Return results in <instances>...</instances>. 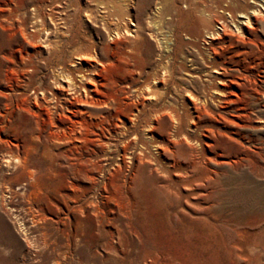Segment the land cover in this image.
<instances>
[{
	"label": "rangeland",
	"instance_id": "374dc122",
	"mask_svg": "<svg viewBox=\"0 0 264 264\" xmlns=\"http://www.w3.org/2000/svg\"><path fill=\"white\" fill-rule=\"evenodd\" d=\"M36 1L0 23L1 75L22 87L0 96V264H264V11L240 32L227 12L248 0ZM83 75L105 106L79 125ZM27 171L23 196L4 191Z\"/></svg>",
	"mask_w": 264,
	"mask_h": 264
},
{
	"label": "bare ground",
	"instance_id": "6f19581e",
	"mask_svg": "<svg viewBox=\"0 0 264 264\" xmlns=\"http://www.w3.org/2000/svg\"><path fill=\"white\" fill-rule=\"evenodd\" d=\"M2 0H0V23L3 22L4 24L6 23H10L11 25H15L18 24L17 21H15V17L13 14V11H18L21 9L20 4H15L14 0L10 1L11 4L6 3V1L1 2ZM128 0H105L104 2H96L94 4L95 7H100L102 8L105 12H108L109 14H114L117 15L118 13H122L123 9L122 7L125 6L121 4V2L124 3H128ZM249 3H251V7L250 9H248L247 11H239L236 12L235 18L231 17L232 15L227 12V17L229 18V21L233 22V26L235 27L236 30L241 32V29L245 28V29H250L252 28L255 22V19L257 17V15L262 14L260 9L262 11H264V0H248ZM34 3H37L36 0H33ZM36 6V5H35ZM79 12H85L86 9L84 8H80L78 6V10ZM202 14H204L205 16L210 17L211 14L209 11H204L202 12ZM38 16V18H40V13L38 12V14H36ZM236 21V23H235ZM25 35V34H24ZM42 41V39H39ZM51 40H43L41 43H39L38 45H34L33 48L36 51H40L42 49L45 50V52L49 51L51 49ZM21 52V50L19 49V53ZM87 54L82 53L78 54V56L76 57L77 63H81L83 66L85 67H89L92 68L94 70L95 74H98V72L95 71L96 68V64L98 63L95 58L92 56V54H88V56L91 57H84ZM10 72H14L16 69L13 67H10ZM64 71L68 72V69H64ZM63 70H61V76H64L66 78H70V72H64ZM216 71V70H213ZM2 71H0V96L2 97H7L8 95L13 94L14 92L20 93V89L22 88L21 86H19L18 84H16L15 82L13 83L12 81H10V79L5 75H1ZM81 79L85 80V84L83 86V92L81 94H79L78 96H76V98L73 101V106H74V111L78 114V119L79 121H76V123L81 122V115L82 114H87L88 112V108L95 106V107H102L105 106V104H103V102L98 100L97 97V93L101 94V91L98 88V84L102 85V83H99L97 80H95L94 78L91 77H86V76H82ZM96 82V83H94ZM51 84H53V81H51ZM29 85L31 87V89H33V91L35 93L38 92V90L40 89L39 86H35L34 83L32 81L29 82ZM69 88V86L71 84H66ZM98 89H97V88ZM65 90V89H64ZM63 89L59 88L57 90V94H59V97H63V98H67L69 97V93L66 90L64 91L65 93L62 92ZM85 158L87 159V161L91 160V157L93 155L96 154V151H94L93 149L90 150H85ZM19 161V157L18 156H11L10 154H8L5 158V163L3 164L4 166H7L9 168H15V166L11 165L9 166L7 163L11 164H15L16 162ZM94 167V171L91 170L90 168H88L87 166L82 169V171H79V175L80 178L82 180H87L88 181V185H86L87 189L90 190L92 188V186L94 185V177L93 175L96 174L97 176H101L104 174V163L102 161H100V163L98 164H93L92 165ZM194 166V161L193 160H186L184 162V169L190 171V168ZM24 171V168H22V172ZM21 172V174H22ZM27 174V175H26ZM26 177L25 178H18L16 180H14L13 184H16V187H14V185H6L4 188V191L7 193H11L12 195H24V191L26 190L27 187V183L32 180V176H28V171L25 172ZM76 175V174H74ZM19 175L17 174V177ZM27 179V180H26ZM30 183H28L29 185ZM102 187H104V185L102 184ZM20 196V198H21ZM12 237V236H11ZM10 236L6 239L8 240L9 238H11ZM24 248L29 251L30 246L26 245V243H23ZM10 246H2V244H0V248H9ZM79 263H81V261L79 260Z\"/></svg>",
	"mask_w": 264,
	"mask_h": 264
}]
</instances>
